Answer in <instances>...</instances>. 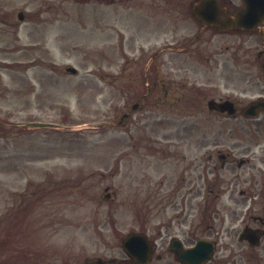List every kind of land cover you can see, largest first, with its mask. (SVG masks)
<instances>
[{
  "label": "rangeland",
  "instance_id": "1",
  "mask_svg": "<svg viewBox=\"0 0 264 264\" xmlns=\"http://www.w3.org/2000/svg\"><path fill=\"white\" fill-rule=\"evenodd\" d=\"M125 2L127 19L145 8L153 11L149 0ZM118 13L115 3L100 0H0V125L8 131L0 136V237L25 243L28 264H87L119 256L122 237L150 227L154 232L162 207L174 202L167 201L174 176L184 172L139 145L149 116L133 114L130 138L121 136V143L118 135L120 118L130 108H124L122 84L116 80ZM148 61L140 71L135 66L138 79L125 74L126 85L143 89L140 75ZM67 67L78 73L66 72ZM153 119L147 139L171 151L183 147L181 137L189 130L184 117ZM198 119L203 145L218 125L228 124L207 113ZM137 123L144 125L138 129ZM120 145L128 164L118 169ZM210 150L204 148L203 156ZM198 159L191 157L187 174L212 178L215 166L214 172L221 171L220 160L205 158L200 167ZM165 174L164 189L152 190Z\"/></svg>",
  "mask_w": 264,
  "mask_h": 264
},
{
  "label": "flooded vegetation",
  "instance_id": "2",
  "mask_svg": "<svg viewBox=\"0 0 264 264\" xmlns=\"http://www.w3.org/2000/svg\"><path fill=\"white\" fill-rule=\"evenodd\" d=\"M149 1L152 12L145 8L127 19L125 0H103L118 8L117 50L136 55L131 65L139 71L149 59L140 75L147 82V92L134 88L127 93L129 100L150 99L152 106L160 107L140 109L148 115L198 116L204 109L186 107L201 106L210 98L215 109L205 113L228 118L206 145L197 125L189 126L188 134L181 137L183 147L176 151L170 147L157 151L151 142L150 155L163 153L175 171L184 172L174 176L165 201L174 200L173 208L184 206L188 211L179 220H167L163 232L151 240L150 264H182L172 252L175 241L189 249L200 240L213 247L211 259L204 264H264V106L249 108L264 103V23L253 31L239 27L244 0ZM203 1L211 2L202 5ZM171 11L176 12L172 17ZM199 13L212 16L205 21ZM198 73L207 77L205 82ZM132 78H139L136 70ZM204 148L212 149L205 153L214 163L220 160L221 171L214 172L215 166L209 173L212 178L203 177V172L187 174L191 157L204 165ZM168 176L158 179V186L152 183V190H163ZM202 192L211 197L210 206L196 202ZM26 251L25 243L0 237V264H28Z\"/></svg>",
  "mask_w": 264,
  "mask_h": 264
},
{
  "label": "water",
  "instance_id": "3",
  "mask_svg": "<svg viewBox=\"0 0 264 264\" xmlns=\"http://www.w3.org/2000/svg\"><path fill=\"white\" fill-rule=\"evenodd\" d=\"M148 244L146 237L143 235H132L130 236L124 246L129 255H131L133 258H140L141 260L139 263L146 264L149 259V252L145 250L144 246ZM178 256H180L183 260L185 259V256L182 253H178Z\"/></svg>",
  "mask_w": 264,
  "mask_h": 264
}]
</instances>
